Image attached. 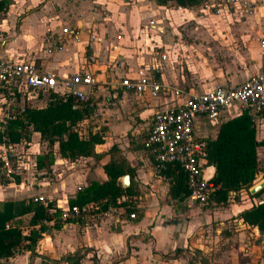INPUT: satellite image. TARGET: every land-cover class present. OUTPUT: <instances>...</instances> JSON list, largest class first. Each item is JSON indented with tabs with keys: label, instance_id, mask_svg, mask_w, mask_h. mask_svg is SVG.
Segmentation results:
<instances>
[{
	"label": "crops",
	"instance_id": "crops-1",
	"mask_svg": "<svg viewBox=\"0 0 264 264\" xmlns=\"http://www.w3.org/2000/svg\"><path fill=\"white\" fill-rule=\"evenodd\" d=\"M6 1L0 11H4V17L0 23L1 58L34 61L40 71L52 72L58 78L67 74L84 72L92 74L97 80L96 90L90 93L93 105L89 106V103L86 102L92 108V113L85 116L75 126L82 138H88L90 133L98 131L99 119L103 125L108 124L105 121L108 119L110 109L105 105L109 100L116 106L117 118L121 122L119 126L110 123L108 131H128L134 138L142 137L155 111L171 103L172 95L162 94L157 98H152L146 93L127 92L118 85L120 76L124 74L133 76L137 69L153 70L161 82L190 91H203L216 84L236 85L264 70V53L259 47V38L264 34V0H246L255 4L252 12H247L244 9L245 7L240 3L243 0H238V3L235 4L231 0H218L217 7H214L213 3L210 4L215 0H202L199 4L192 6H181L171 0H167L165 3H161L159 0L156 2L152 0ZM205 3L208 4V7H205ZM227 4L232 7L238 5L243 9V12L240 13H226L229 19L231 17L241 21L238 28H235V32H231V34H237V39L242 41L241 45L244 41H248L249 36L255 39L252 44L255 50L251 51L247 47L252 63L250 68L246 66L248 59L245 56H240L239 62L233 64L230 62H234V59L216 63L215 57H213L215 47L223 39V36H230L228 32L221 33L219 32L221 30L213 26L216 15L222 14ZM200 6L201 10H198L197 8ZM188 23L194 25L187 27ZM64 26L78 28L77 37L70 33H62L61 28ZM49 33L57 34L63 42V48L53 54L45 52V38ZM118 36L120 38H117ZM258 50L263 56L256 55ZM193 52L196 53L193 54ZM189 54L194 55L196 63L193 66L197 68L193 70L192 66L191 71L189 67L190 74L185 73L184 66L180 65L182 57L186 63L190 60ZM161 55L165 56V59L162 60ZM118 62L121 63L120 66ZM235 67L239 70L234 71ZM105 83L110 84L111 89L115 90L112 93L100 90ZM38 96L27 98L31 102H38V105L32 107H43L47 104L48 99L45 100V97L37 99ZM16 97L21 96L17 95ZM124 113H129L126 121H124ZM238 114H240L239 106L233 105L224 110L218 119H199L196 132L201 137H215L219 125ZM95 116L97 117L95 118ZM90 122L94 124L91 128L92 131H89L88 123L90 124ZM82 125H87L85 127L88 128V131L86 133L85 130L83 131L85 134L79 130ZM255 127L256 139L261 142L257 147V159L258 163L259 161L264 163V119ZM106 139L107 136H103V143L96 144V153H102V146L106 145ZM24 141L27 143L26 148L27 146L31 147V153L37 159L40 150L36 148L34 150L33 146L34 142H37L35 144L40 147L38 142L41 141L40 134L34 131L30 140ZM123 141L124 144L120 143L116 146L119 154L125 157L130 166L135 168L133 180L137 193L127 196L134 198L133 207L136 210L139 209L135 213L136 219L116 220L117 230L112 232L107 228L112 224L110 217L113 216V213H109L105 220L99 221L90 217L64 221L58 217L61 226L52 227L44 232L32 253L22 249L11 257L0 259V264H17L13 261L18 256L25 255L28 256L29 261V257L34 255L35 249L39 254L49 253L55 259L50 264H69L65 261L69 255H75L79 259L77 264H105L106 261L111 264L117 257V252L121 251L123 247L132 255V259L135 258V255H139V261L134 264H184L185 262L181 260L183 255L176 259L158 258V253L153 249V245L168 246L171 249L167 253L162 252V254L172 255L174 253L173 249L180 242L175 235V223L163 224L159 221L165 217H172L171 215L180 219L181 204L185 200L178 201L170 198L168 182L158 174L150 155L142 147L131 146L127 138ZM129 146L130 148H128ZM47 151L44 154H47ZM52 155L54 159L51 163L42 168L36 166L33 178L22 176L18 182L14 181L15 188L11 187L12 181L0 182V201L1 197L7 196L8 198L16 194L18 197L10 198V200L42 195L53 204L65 201L69 203V200L73 199L79 191L77 190L78 186L85 188L92 182H102L107 179L103 164L110 156L101 159L102 161L94 157L65 158L60 155L56 144L53 147ZM213 174L214 167L210 166L206 175L212 177ZM258 174L254 181L256 178L257 181L264 178V170ZM41 175L39 180L37 176ZM47 178L50 179L48 185L45 184ZM258 202H262V200L259 199ZM236 205H238V213L251 204H247L245 200ZM140 211L141 213L138 215L137 213ZM29 217L30 215H26L23 220L27 221ZM153 223L157 226L155 230H151L153 236L145 240H134L135 235L148 231L149 226ZM235 224L239 227L231 230L232 233L237 232V234L246 237L244 241L247 242L250 252L256 247L258 248L256 235H262L259 229L244 223L241 219L233 222V225ZM157 231L159 234L156 238L155 232ZM249 232H253L255 235H251L254 238L253 241L247 236ZM90 233H94L92 239L88 237ZM129 236L132 237L128 241ZM153 241L155 243H152ZM127 242L130 248L126 246ZM126 261H130L129 258ZM217 261L214 260V262ZM34 263L37 264V261Z\"/></svg>",
	"mask_w": 264,
	"mask_h": 264
},
{
	"label": "built area",
	"instance_id": "built-area-1",
	"mask_svg": "<svg viewBox=\"0 0 264 264\" xmlns=\"http://www.w3.org/2000/svg\"><path fill=\"white\" fill-rule=\"evenodd\" d=\"M231 2L235 4L238 0ZM240 3L247 12H252L255 8L254 3L246 0ZM205 7H208L207 3ZM61 31L74 37L79 33L78 28L69 26H64ZM45 40L47 54H53L63 48L62 40L55 33H49ZM259 47L264 53V34L259 38ZM160 58L163 60L165 56L161 55ZM118 65L121 63L118 62ZM97 85V80L90 73L76 72L58 78L52 72L40 71L34 61L0 57V93L14 98L17 95L22 98L26 95V98L36 97L40 92L52 90L70 96L75 101L88 102L89 106H92L90 93ZM118 85L127 92L146 93L152 98L162 94L172 95L173 99L169 105L153 113L142 135L143 148L150 155L157 171L165 169L167 164H178L182 168L189 191L187 201L199 204L212 202V194L217 185L211 180V176L206 175L211 166L207 159V139L197 134V121L218 119L224 110L238 105L240 113L246 111L253 124L257 126L264 119V70L236 85L216 84L203 91H190L165 84L158 79L153 70L140 68L133 76L127 74L120 76ZM12 116L7 114L1 130ZM26 144L24 140L19 143H0V174L4 179L11 180L16 176L34 177L36 157L28 156ZM45 184H50V179L47 178ZM82 189L81 186L77 187V190ZM32 199L44 205L50 202L42 195H35ZM130 201V196L123 195L117 199V205H110L106 209L98 202L70 205L65 201L53 204V210L58 209L59 218L64 221L86 217L99 221L109 213L130 207L129 204L124 205ZM129 217L134 219L135 212H130Z\"/></svg>",
	"mask_w": 264,
	"mask_h": 264
},
{
	"label": "trees",
	"instance_id": "trees-1",
	"mask_svg": "<svg viewBox=\"0 0 264 264\" xmlns=\"http://www.w3.org/2000/svg\"><path fill=\"white\" fill-rule=\"evenodd\" d=\"M167 0H159L165 3ZM181 6L199 4L202 0H171ZM6 0H0V11ZM92 113V108L86 102L75 101L70 96L58 92L49 94L48 102L43 107L24 106L6 121L5 128L0 129V143H19L29 141L32 132H38L42 141L47 143V154L38 156V168L45 167L53 161L52 150L54 145L62 157L75 159L78 157H94L99 159L101 153H96V144L103 143V135L99 132L90 133L88 138H82L75 129L76 124L85 116ZM134 139L138 141L135 145ZM130 139V145L143 148L141 139ZM207 139L208 164L214 167L211 180L217 185L212 194V201L224 204L228 201L231 192L248 188L261 171L257 159V147L261 144L256 139V127L246 111L223 121L215 137ZM140 146V147H139ZM144 149V148H143ZM118 150L112 145L110 151ZM103 164L107 179L102 182H92L79 190L69 204L83 205L89 202H98L106 209L110 205H117V199L123 195L137 193L134 185L135 168L130 166L125 157L109 155ZM128 174L130 184L122 187L120 178ZM158 174L168 182L170 198L178 201L186 200L189 191L185 182V174L178 164H167ZM0 174V182L8 183ZM14 181L18 182V176ZM264 189L251 197L259 196ZM128 211H131L128 209ZM30 215L27 221L23 217ZM60 211L53 210V203L44 205L32 198L20 200H5L0 202V259L11 257L20 248L26 251L34 247L42 234L52 227H60L58 218ZM140 217V216H138ZM237 217L250 226H256L264 232V201L252 203L249 207L238 212ZM66 221H71L68 219ZM182 249L175 248L174 253L163 254V259H176L181 256ZM65 261L77 264L79 259L69 255ZM205 264L207 263L203 259Z\"/></svg>",
	"mask_w": 264,
	"mask_h": 264
},
{
	"label": "rangeland",
	"instance_id": "rangeland-1",
	"mask_svg": "<svg viewBox=\"0 0 264 264\" xmlns=\"http://www.w3.org/2000/svg\"><path fill=\"white\" fill-rule=\"evenodd\" d=\"M213 3L214 7L218 6V0H215L213 2H210V4ZM220 3L222 4V2L220 1ZM222 7V6H221ZM205 8V7H203ZM220 8V7H219ZM191 9V8H189ZM198 10H201V6L197 8ZM223 13L216 15L215 17V23H213V26L217 27L218 30H221L219 32L221 33H226L228 32L230 34V36H223V39L220 40V42L217 44V46L215 47L214 50V54L213 57H215V62L216 63H223V62H227L230 59H234V62H230V63H238L239 62V58L240 56H245L248 60L246 61V66L247 67H251L250 65L251 63V59H250V51L248 50V48L252 51L255 50L254 46L252 44H254V40L251 36L248 37V41H244V43H242L243 45L240 44V42H242L241 40L237 39V34L236 35H232L231 32H235V28H238L239 24L241 23L240 20H235L233 18L230 17V19L228 18L229 16H226V13H240L243 12V9L238 6H230V5H226L222 11ZM4 17V11L0 12V23L2 22V18ZM194 24L188 23L186 26L187 27H191ZM234 28V29H232ZM232 29V30H231ZM1 33V31H0ZM222 37V34L220 35ZM2 38V37H1ZM228 38V39H227ZM253 41V42H252ZM248 47V48H247ZM247 48V49H246ZM209 51V50H206ZM196 52H193V54H195ZM256 55H262V53L260 52V50H258V52H256ZM190 56V60L186 63L184 61V57H182V64H180L181 66H184V71L185 73L190 74V71H188V68L190 67L191 71H192V66L194 65V63H196L194 55L189 54ZM263 56V55H262ZM201 59V58H198ZM227 59V61H226ZM239 66V65H238ZM197 68L195 66H193V70H196ZM236 69L239 70V68L235 67L234 71H236ZM237 70V71H238ZM117 80V79H116ZM196 85V84H195ZM59 89V88H58ZM96 90V88L94 89V91ZM100 90H104V92L108 91L109 93H112L115 89H111V85L108 83H105L101 86ZM53 92L52 90L48 91V92H40L39 96L37 97V99L40 98H44L45 100L49 99V94ZM27 96V95H26ZM25 96V97H26ZM48 102V100L46 101ZM115 102V100H114ZM34 106V105H38V102L33 101L31 102L30 100H28L27 98H21V97H11L6 95L5 93H0V127L4 125V121L7 119V114L13 115L16 114L18 112V110L21 109V107L23 106ZM106 108L110 109L109 115H108V119H106V123H108L106 126L103 125L101 119H99V129L97 132H99L100 134H102L103 136H107V139L105 142L106 145L102 146V155L101 157L98 159L100 161H102L103 159L108 158L109 154L113 155V156H120L119 152L117 150L114 151H110V148L112 146V144H114V146H116V144H124L123 139H128L130 141V137L132 136V134H130V132L128 131H121L119 132L118 130L115 132L114 131H108V129H110L109 124L111 123L112 125H118L121 122V120L119 118H117V113L115 111L116 106L112 104L111 100L108 101V104L105 105ZM9 111V112H8ZM105 112V110H104ZM100 116V115H99ZM107 116V115H105ZM123 116H125L124 121H126L129 117V113H124ZM97 116H95L96 118ZM95 120V119H93ZM87 125H82L79 127V130H81V133H83V131L85 130V133L88 131V128L85 127ZM89 126V131H92V126H94L93 123L90 122V124L88 123ZM1 129V128H0ZM117 132V133H116ZM83 133V134H85ZM132 139H134V137L132 136ZM134 143L136 146H138V141L136 139H134ZM40 143V147L35 144L37 142H34V146L33 149H39L40 150V154L39 156H42L47 150H49L47 148V143L44 141H38ZM140 147V146H139ZM36 148V149H35ZM130 148V146L128 147ZM28 156H31L32 153V149L31 147L27 146L26 148ZM100 152V151H99ZM106 155V156H105ZM102 159V160H101ZM97 160V161H98ZM100 161H98V163H100ZM260 169L261 171L264 170L263 166L264 163L260 162ZM260 173V171L258 172ZM257 173V174H258ZM259 175V174H258ZM261 176V175H259ZM38 179L40 180L41 176H37ZM257 177V175H256ZM20 178V177H18ZM14 179H11L10 181H12V185L11 187H14ZM257 181V178H256ZM256 181L252 182L251 185L253 183H255ZM259 181V180H258ZM6 185V184H5ZM250 185V186H251ZM7 186V185H6ZM249 186V187H250ZM248 187V188H249ZM248 188H244L241 189L240 191H238V193L234 194V192H231L229 194V198L228 201L224 204H217L215 202H208L206 204H199L197 202H192V201H185L183 202L181 205V210H182V215H180V219H178L177 217H174V215H171L172 217H165L162 219H160L159 222H163L164 223H175V230H176V237H178V239L180 240V242L177 243L175 248H181L182 252L181 255H183L181 257V260L184 261V264H205V262H203V259L206 260V264H264V232H261L262 235H256L257 236V240L258 242H256V245H259L258 248L256 247L255 249L252 250V252H250L249 246L247 245V242L244 241L246 239V237L244 235L241 234H237V232L232 233L231 230H234L236 226L233 225V222L239 220V218L237 217V209H238V205L241 203V201H245L247 204H252L255 202H258L259 199L264 201V192L261 193L259 196L256 197H251ZM15 191V190H14ZM18 196L16 194H14L13 197H1V201H4L3 198H6L7 200H9L10 198H17ZM21 197V196H19ZM254 198V199H253ZM236 203V204H235ZM129 204L130 207H125L124 210H118L113 212V216L110 217L112 224L109 225V228H107L108 230H111L112 232H115L116 229V224L115 221L116 220H125V219H129V213L132 211H135V213L139 210H136L133 207V199L131 198V201L129 203H125L124 205ZM128 209H130L131 211H128ZM141 209V208H140ZM141 213L138 212L137 214L139 215ZM107 216L103 217V220L106 219ZM136 219V218H134ZM179 223V224H178ZM157 228V226L153 223L152 225L149 226V230L145 231V232H139L137 235L134 236V240L138 239H147L150 238L152 235L151 230H155ZM156 234V238L158 236V231L155 232ZM251 235H254L253 232H249L248 233V237L251 238V241H253V237H251ZM255 236V235H254ZM90 239H92L94 237V233H90L88 236ZM132 237V236H131ZM131 237L129 236L127 238V240L129 241V239H131ZM126 240V241H127ZM155 241V240H154ZM152 243H155V242ZM134 242V241H133ZM179 245V246H178ZM128 248H130V245L127 242ZM248 246V247H247ZM175 248L173 249V252L175 250ZM153 249H155L158 253V258H162V252L167 253L168 251H170L171 249L168 246H160L154 244L153 245ZM22 250V248H20L18 250V252H20ZM130 250V249H128ZM143 252V251H141ZM117 257L112 261L111 264H134L136 261L138 260V256L139 255H135V258L132 259V255L127 251V249H124V247L122 248L121 251L117 252ZM251 253V254H250ZM26 254V253H25ZM247 255V256H246ZM32 256V257H31ZM31 259L29 257V261H28V256H18L17 259L15 261H13L14 263L16 262L17 264H35L34 261H37V264L43 263V264H50L52 262H54V258L50 256L49 253H42L39 254L37 252V249H35L34 255H31ZM119 256V257H118ZM142 257V256H141ZM129 258L130 261H126V259ZM214 260H218L217 262H214ZM262 260V261H261ZM104 260L102 259V262ZM124 261V262H123ZM225 262V263H224ZM96 263V261H95ZM4 264V263H3ZM8 264V263H7ZM92 264V263H91ZM105 264H110L106 261Z\"/></svg>",
	"mask_w": 264,
	"mask_h": 264
},
{
	"label": "water",
	"instance_id": "water-1",
	"mask_svg": "<svg viewBox=\"0 0 264 264\" xmlns=\"http://www.w3.org/2000/svg\"><path fill=\"white\" fill-rule=\"evenodd\" d=\"M130 184V179H129V175L125 174L121 177V185L122 187L126 188L127 186H129ZM262 189H264V178L253 183L249 188L248 191L251 195L258 193L259 191H261Z\"/></svg>",
	"mask_w": 264,
	"mask_h": 264
},
{
	"label": "snow or ice",
	"instance_id": "snow-or-ice-1",
	"mask_svg": "<svg viewBox=\"0 0 264 264\" xmlns=\"http://www.w3.org/2000/svg\"><path fill=\"white\" fill-rule=\"evenodd\" d=\"M66 31H67V29H66Z\"/></svg>",
	"mask_w": 264,
	"mask_h": 264
}]
</instances>
